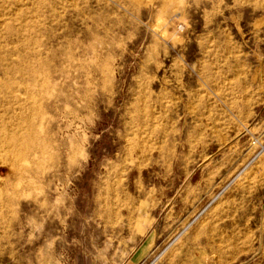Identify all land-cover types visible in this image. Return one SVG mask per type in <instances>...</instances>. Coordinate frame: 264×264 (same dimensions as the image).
I'll list each match as a JSON object with an SVG mask.
<instances>
[{"label": "rangeland", "instance_id": "rangeland-1", "mask_svg": "<svg viewBox=\"0 0 264 264\" xmlns=\"http://www.w3.org/2000/svg\"><path fill=\"white\" fill-rule=\"evenodd\" d=\"M1 134L0 264H264V0H0Z\"/></svg>", "mask_w": 264, "mask_h": 264}, {"label": "bare ground", "instance_id": "bare-ground-1", "mask_svg": "<svg viewBox=\"0 0 264 264\" xmlns=\"http://www.w3.org/2000/svg\"><path fill=\"white\" fill-rule=\"evenodd\" d=\"M0 141H1L2 144H5V145L8 146V150L6 151V153L7 154H12V152L14 151V148L12 146H13V144H16V142H18L19 139L16 138L13 134H11V135H9V134L2 135L1 134L0 135Z\"/></svg>", "mask_w": 264, "mask_h": 264}]
</instances>
